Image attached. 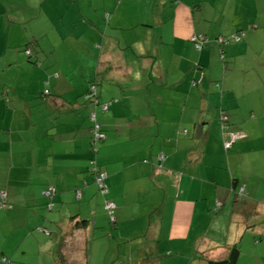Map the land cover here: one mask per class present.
Returning a JSON list of instances; mask_svg holds the SVG:
<instances>
[{"label":"crops","instance_id":"crops-1","mask_svg":"<svg viewBox=\"0 0 264 264\" xmlns=\"http://www.w3.org/2000/svg\"><path fill=\"white\" fill-rule=\"evenodd\" d=\"M263 1L0 0V188L11 204L0 210V232L13 234L18 218L27 222L25 238L40 225L57 230L68 235L76 264L89 238L90 254L114 249L121 260L126 252L122 264L152 252L163 256L159 264H206L250 229L258 230L245 243L250 253L240 249L237 264L264 263V239H257L264 234V113L252 120L239 99L245 95L231 87L239 68L230 63L244 55L243 64H259L248 54L264 53L255 29ZM193 35L208 41L196 49ZM33 39L31 60L39 64L24 53ZM92 81L107 111L84 99ZM221 108L237 133L229 150ZM92 110L106 134L97 153L90 151ZM93 158L107 173L105 195L92 179ZM49 184L56 193L40 221L34 216L46 207ZM106 198L117 206L114 225ZM43 235L36 242L53 259L57 238Z\"/></svg>","mask_w":264,"mask_h":264},{"label":"rangeland","instance_id":"rangeland-1","mask_svg":"<svg viewBox=\"0 0 264 264\" xmlns=\"http://www.w3.org/2000/svg\"><path fill=\"white\" fill-rule=\"evenodd\" d=\"M260 13L261 15H259V21H257L259 27L255 29L261 31L264 41V1L262 3V11ZM237 35H239L241 38L244 35V31L240 30L238 32L233 33L231 35V38L234 39L235 36ZM248 56L250 58L259 57L258 58L259 64H254V65L249 63L243 64L245 58L244 55L237 57L235 61L231 59L230 63L231 64L235 63V67L239 68L236 71V73L233 75V80L231 81V87L235 89V91L238 94L245 95V97H240L239 99L241 100L244 108L248 110V112L250 109H253V111L256 112V113L251 112L252 120H254L255 119L254 115L264 113V90L259 89L260 86L264 87V53L260 55L258 53L256 54L249 52ZM221 107L223 108V106ZM217 112L219 115L220 112L219 111ZM202 123L203 122H200L199 124ZM218 124H219V119H218ZM232 126L234 125L232 124ZM243 132L245 131L243 130ZM172 140L173 142H175L174 139ZM263 143H264V137L259 140V144H263ZM256 188H260V186L256 185ZM242 205L244 204L241 203V206ZM250 206H251L250 203L246 204V207L248 209L250 208ZM246 207L242 206L243 209H246ZM49 213L50 211H48L45 206L40 207L38 209V214L35 215L34 217L38 216L39 220L41 221V219L46 218ZM12 227L16 229V231H14L13 234H11L9 230L0 232V251H2L0 252V258L3 254V256H6L10 262L12 260V262L11 263L9 262L8 264H52L53 263L54 259H50V258L46 259L47 258L46 253L48 252L47 251L41 252L39 249V244L36 242L37 238L39 239L41 238V236H44L43 233L36 230L34 233H32L31 236L25 238L24 236H26L27 222L23 221L20 218L17 219V222ZM38 227L39 226H37V228ZM46 229L51 231V228L46 227ZM257 231L258 230L253 231L248 229V232L244 235L242 242L241 243L238 242L239 248L244 251L243 254L250 253L249 250L246 249L245 243ZM46 237L51 238L52 240H56L54 236L50 237L49 235H46ZM260 253L264 262V251ZM116 254L117 251L114 249H109L106 252H101V250H98L96 248L94 252L90 254V248H89V264H122V262L120 261H123L125 259V257L127 256L126 252H123L122 255L124 256H122L121 260L117 259ZM13 255H15V257L12 259ZM161 259H163V256L161 257ZM257 260H258V264L262 263L261 258Z\"/></svg>","mask_w":264,"mask_h":264},{"label":"trees","instance_id":"trees-1","mask_svg":"<svg viewBox=\"0 0 264 264\" xmlns=\"http://www.w3.org/2000/svg\"><path fill=\"white\" fill-rule=\"evenodd\" d=\"M237 36L240 38L239 35H237ZM36 41L37 40H34V39L33 40H30L29 42L26 43V47L24 48V53L26 54L27 57H30V60H31V56H33V55L31 53V49H30V46L29 45H33V44L35 45ZM193 44L195 45L194 42H193ZM221 58H222L221 59L222 62H224V64H225L227 62V59H226V54H225L224 48L221 50ZM31 61H33L36 64H39V60L38 59L31 60ZM54 75L57 76V73H55ZM45 83H47V82H45ZM89 84L90 85L88 86V89H87L86 93L84 94V99L86 101H89L94 108L99 107V110H101V111H107L110 103H102V102H100L99 99H98L97 84L95 82H93V81L90 82ZM93 86H94V91L91 89V87H93ZM43 94L44 95H49L50 94V90L48 88H45L44 91H43ZM104 104L107 105V109L106 110H104L102 108V105H104ZM220 110H224L227 113V111L225 109H222L221 108ZM92 112L95 114V119L94 120L91 119V113ZM88 117H89L90 122H91V125H90V138H91V141H90V144H91L90 149L91 150L90 151L92 153H97L98 145H99V143H101L102 141L105 140L106 134L103 132V129L101 127V124H100V122L97 119V114H96V111L95 110L90 111ZM228 122H230L229 121V115H228ZM229 125H230V123H229ZM220 130H221L222 144H223V141L225 140V137H224V134H223V131H222L221 128H220ZM263 132H264V130H263ZM96 133L101 134V136L100 135L97 136ZM245 137H246V133L243 132V135L239 138V140H242ZM233 145H234V142H233L232 146ZM229 149H226V150H229ZM159 158H160V155H159ZM90 163H91L90 164V170L92 172V179H93V181H94V183L96 185L97 191L99 192V194H102V195L107 194V192H108V185L106 183L107 173L105 171L101 170L98 167L99 165H98V163H97V161H96L95 158H93L90 161ZM102 172L105 173V175H106L105 178H104V181H105V183L107 185V192L106 193H101L100 192V188L98 187V184H97V181H96L97 176L99 175V173H102ZM235 181H237V180H235ZM241 188H243V194L242 195H239V192H240V189ZM0 192L3 193V196H0V210L6 209V208H10L11 207V204L8 202L6 190L0 188ZM55 193H56L55 187L53 185H51V184L47 185L42 190V195L48 199V202L46 204V208L48 210L53 205L52 198L55 195ZM246 194H247V190H246L245 186L243 184L239 185V188L236 190L237 197H240L241 198L243 195H246ZM75 197L77 199H80L81 198V188H76L75 189ZM106 200H107V198L104 200V203H105ZM217 202H214V205L212 207L213 213H216L222 207V203L220 201L218 203ZM104 203H103V207H104ZM116 207L117 206H115V208L113 209V217H114L113 220L110 219L108 212L104 209L105 210V213H106V216L108 218V221L112 225H114L116 223L115 222V214H114ZM159 209L160 208H156V210H155L156 211V214L159 213ZM256 214H257L256 211H254L253 213H251V215H256ZM76 218H77V216L75 214L72 215V216H70V219H72V220L73 219H76ZM76 223H77V225H79V227L85 228L86 226H88V219L87 218H77ZM37 230L39 232L45 234V235H49L50 237L51 236H54V237L57 238L56 251L54 253V258H53L54 261H53L52 264H76L74 261L71 260V256H70V254H71L70 252L72 250V245L73 244L70 245V246H67L66 245L67 244L66 243L67 242L66 238H67L68 235L62 234V233H60V232H58L57 230H54V229L51 230V231H49L43 225L42 226H39L37 228ZM242 235H243V233L241 234V236ZM257 239L258 240L264 239V234L258 235ZM90 240H91V238L88 239V241L85 243V246L81 249V251H82V254H81L82 255V261L79 262L80 264H88V262H89V248L91 250ZM240 253H241V250L239 248L238 242H235L232 245H230V247L228 248L227 254L224 255L222 258H218V259L206 258L205 259V262H206V264H237L238 259H239V256H240ZM158 254L159 253H156V252L155 253L152 252L150 254L149 253H139V254H137L136 264H159V261L161 260V257L162 256H159L160 254L159 255ZM155 255H156V257L153 258V256H155ZM1 260L3 262H6V263H9L10 262L4 256L1 257Z\"/></svg>","mask_w":264,"mask_h":264},{"label":"built area","instance_id":"built-area-1","mask_svg":"<svg viewBox=\"0 0 264 264\" xmlns=\"http://www.w3.org/2000/svg\"><path fill=\"white\" fill-rule=\"evenodd\" d=\"M236 40L239 39L238 36L235 37ZM191 40L195 43V47L197 49H200L207 41L208 39L205 38V36L203 35H193L191 37ZM218 41L220 43H224L225 44V39L224 38H218ZM91 89L94 91V86L91 87ZM102 108L104 110L107 109V105L104 104L102 105ZM91 119L94 120L95 119V114L92 112L91 113ZM219 123H220V128L223 131L225 140L223 141V146L225 149H229L231 148L233 142L237 139V133L230 131L229 127V122H228V115L224 110H220V114H219ZM97 136H101V134L96 133ZM160 157H162V155L160 154ZM105 173H99V175L96 178L98 187L100 188V192L101 193H106L107 192V185L104 181L105 178ZM78 194V193H77ZM243 194V188L240 189L239 195ZM0 196H3V193L0 192ZM116 204L113 200L107 199L104 203V209L108 212L109 217L111 220H113V209L115 208Z\"/></svg>","mask_w":264,"mask_h":264}]
</instances>
